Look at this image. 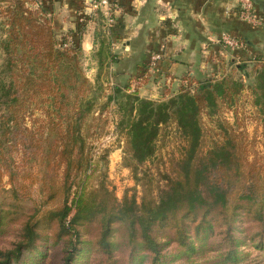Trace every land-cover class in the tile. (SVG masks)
<instances>
[{"label":"trees","instance_id":"obj_1","mask_svg":"<svg viewBox=\"0 0 264 264\" xmlns=\"http://www.w3.org/2000/svg\"><path fill=\"white\" fill-rule=\"evenodd\" d=\"M29 3L0 0V238L21 222L25 205L33 203L19 241L0 251V264H22L26 252H39L41 230L53 231L54 243L66 245L62 264H74L90 245L100 256L122 253L120 264H240L241 248L248 241L255 244L257 236L264 240V174L256 160L243 167L236 162V136L225 135L202 156L201 114L235 106L246 89L244 81L232 75L197 82L187 77L176 95L159 101L140 96L139 88L149 78L144 75L115 85L106 105L116 104L128 166L136 169L153 157L160 127L170 121L187 143L177 177L168 180L157 198L144 191L140 203L128 195L119 201L104 187L86 185L91 159L85 130L95 119L96 88L83 71L81 44L59 48L45 11H35ZM98 56L101 73L119 63L105 41ZM252 63L253 76L246 77L253 79L248 86L252 104L264 125V59ZM239 69L245 71L246 65ZM35 110L42 118L34 120L32 133L25 120ZM20 146L33 150L38 174L31 170L20 177L9 157ZM244 220L247 228L241 226ZM94 223L98 237L83 241L81 230ZM251 224L260 230L252 232Z\"/></svg>","mask_w":264,"mask_h":264},{"label":"rangeland","instance_id":"obj_2","mask_svg":"<svg viewBox=\"0 0 264 264\" xmlns=\"http://www.w3.org/2000/svg\"><path fill=\"white\" fill-rule=\"evenodd\" d=\"M31 9L35 11H43L47 18L51 21L54 28L56 40L59 48L66 45H79L85 35L93 44V48L89 53L83 52L82 68L86 77L96 88L93 96L96 99V106L93 114L94 118L86 127L87 131V149L86 153L90 157L91 167L87 173L89 179L87 187L100 189L106 188L122 201L125 195L129 197L135 196L140 203L144 191L153 197L159 196V191L165 188L169 179H175L179 170V163L183 158L187 146L186 139L182 135L180 129L174 121H170L167 125L160 127V133L155 143V154L144 164L134 166L130 165L128 145L125 135L121 130L117 129L119 122V113L115 103L106 105L108 96L112 93L115 85L123 86L128 79L115 78L114 73L116 65L113 64L105 70H99L98 51L101 43L105 41V46L109 48L111 53L116 57H123L122 34L125 30V20L127 15L133 14L131 10L125 6V0H109L108 7L95 8L94 4L99 0H28ZM233 2L227 8V14L231 17L238 18L243 24L249 27L253 33H257L254 44L249 42L247 38L237 34L231 36L239 41V46L235 49L227 47L222 42V37L218 40V50L221 52L222 61L219 70H212L210 76L206 79H218L223 75H232L235 80H242L246 85L242 96L233 107L220 105L217 112L203 111L201 114V128L203 133L202 156L213 148L215 143L222 142L225 135L236 136L237 144L235 150V159L242 167L246 161L256 160L258 167L262 169L264 174V125L262 116L257 108L252 104L253 99L249 85L253 79H249L246 75L253 76V61L256 57L264 59V10H260L256 0H232ZM43 8V10H42ZM2 11V8H0ZM2 13H0V22L2 21ZM1 30V27H0ZM157 31H146L147 38L153 36ZM3 36L0 31V39ZM142 36V34H141ZM151 54V53H150ZM152 55V54H151ZM153 56V55H152ZM151 56L149 67H145L138 77H145L150 70L156 69L160 56L158 54ZM3 52L0 50V69L3 63ZM221 59V58H220ZM209 62L206 63L208 65ZM210 65V64H209ZM246 65V70L239 69L240 66ZM208 68V67H207ZM213 69V67H211ZM155 73V71H154ZM156 74V73H155ZM148 75H152L151 73ZM100 76L97 84V77ZM146 86L155 84L158 87L155 91L154 98L149 100L159 101L169 99L176 95V88L169 90L164 83L167 81L160 74L155 78L150 76ZM189 77V76H188ZM187 78V77H186ZM194 81H203L192 77ZM157 81V82H156ZM186 85L187 81H183ZM143 87H146V86ZM135 88L136 82L132 84ZM141 87V86H140ZM169 90V91H167ZM140 93V92H139ZM144 97H150L146 92L142 93ZM42 118V113L35 110L28 115L25 120V126L35 133V119ZM242 145V148H239ZM17 152L12 153L10 160L20 177L27 176L31 170L39 173V162L33 155V150L28 146H20ZM8 176L3 177V185L6 189L10 188ZM31 180L27 179L26 183ZM34 196H38V185L34 187ZM39 200V198H37ZM33 209V203H28L24 207V216L21 222H18L0 238V251L13 249L14 245L19 241L22 234V224L26 217L29 216ZM243 228L248 227V223L244 220L241 223ZM252 232L260 229L251 224ZM83 241L95 240L99 234V225L92 224L87 229L81 230ZM54 232L41 230L43 238L38 241L39 252H26L22 259V264H62L65 257V244L54 243ZM244 233H238L237 236L242 238ZM257 236L255 244L248 241V245L241 248L244 253L240 264H264V240L263 242ZM82 247V246H81ZM84 248V247H83ZM87 248V247H85ZM88 251L82 250L78 255L74 264H120L123 255L115 252L114 257L99 255L94 250V246L89 247Z\"/></svg>","mask_w":264,"mask_h":264},{"label":"crops","instance_id":"obj_3","mask_svg":"<svg viewBox=\"0 0 264 264\" xmlns=\"http://www.w3.org/2000/svg\"><path fill=\"white\" fill-rule=\"evenodd\" d=\"M256 1L260 10H264V0ZM232 2V0H125V6L133 14L127 15L125 20L121 42L124 56L117 57L119 63L115 64V78L129 79L140 75L145 71V67L150 66L151 56L158 54L160 60L157 68L150 70L148 74L151 73L155 78L160 74L167 79L164 83L169 90L176 88L179 91L184 84L183 79L188 76L191 78L199 76L205 80L212 70L217 71L221 68L217 64L219 60L224 59L217 46L221 36L239 34L252 44L257 39L256 32L253 33L238 18L227 14L226 10ZM150 30L157 32L147 38L145 32ZM93 44L85 35L81 40L83 52L89 53ZM148 74L145 76L151 78L152 75ZM143 86L139 88L140 96L147 98L142 94L146 92L150 95L148 99L154 98L158 87L155 84Z\"/></svg>","mask_w":264,"mask_h":264},{"label":"built area","instance_id":"obj_4","mask_svg":"<svg viewBox=\"0 0 264 264\" xmlns=\"http://www.w3.org/2000/svg\"><path fill=\"white\" fill-rule=\"evenodd\" d=\"M109 5V0H99L98 3H95L94 4V7L95 8H101V7H108ZM222 42L227 46V47H230L232 49H235L236 47L239 46V41L236 40V39H233L227 35H224L222 37Z\"/></svg>","mask_w":264,"mask_h":264}]
</instances>
